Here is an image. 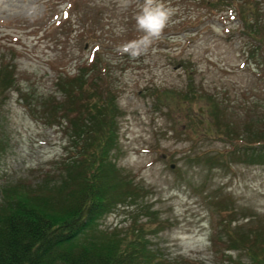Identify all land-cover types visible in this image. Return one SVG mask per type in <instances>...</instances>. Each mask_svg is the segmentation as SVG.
Returning a JSON list of instances; mask_svg holds the SVG:
<instances>
[{
	"label": "rangeland",
	"instance_id": "1",
	"mask_svg": "<svg viewBox=\"0 0 264 264\" xmlns=\"http://www.w3.org/2000/svg\"><path fill=\"white\" fill-rule=\"evenodd\" d=\"M61 1L0 0V59L14 65L21 87L0 96V198L4 186L33 185L44 173L57 172L58 161L68 153L67 139L62 125L50 123L43 113L40 95L57 92V74L72 73L83 61L88 35L98 28L123 40L124 12L135 19L143 6V0H85L103 10L94 16L97 25L87 26L88 15L80 12L79 21L59 25ZM163 2L175 9L169 21L174 31L154 40L156 46L163 43L158 50L149 47L133 60L120 47L105 51L128 58L111 74L120 109L118 147L112 154L119 174L132 178L139 195L114 204L99 218L98 228L131 239L138 231L132 227H141L157 264H251L245 252L224 249L225 229L229 220L235 231L264 225V163L211 165L215 160L209 156L225 144L189 139L178 123L185 113L159 105L152 89L182 90L188 77L178 62L191 59L196 83L226 105L231 120L242 122L249 115L264 116V63L248 55L238 19L221 16L228 11L212 13L196 0ZM197 24L199 30L191 31ZM220 234L225 240L217 239Z\"/></svg>",
	"mask_w": 264,
	"mask_h": 264
},
{
	"label": "trees",
	"instance_id": "2",
	"mask_svg": "<svg viewBox=\"0 0 264 264\" xmlns=\"http://www.w3.org/2000/svg\"><path fill=\"white\" fill-rule=\"evenodd\" d=\"M196 1L207 5L212 13L228 11L221 16L231 14L237 18L239 33L249 43L248 55L264 63L261 0ZM61 2L65 7L59 25L79 21L78 12L88 15L87 26L97 25L100 20L94 16L103 14L97 3ZM122 19L126 20L120 25L123 40L98 33L97 28L85 38L90 46L83 61L75 65L72 73L60 71L55 79L57 92L38 99L50 123L62 125L68 153L58 161L54 175L44 173L36 184L17 182L1 189L0 264H157L155 251L148 247L141 227H132L138 231L131 239L118 231L98 228L99 218L114 204L139 195L132 178L119 174L112 154L118 147L120 109L111 74L123 68L128 58L111 57L105 51L121 48L143 35L128 10ZM130 30L134 31L131 36ZM171 30L173 25L168 24L161 36H170ZM198 30L199 24L191 31ZM162 44L156 46L154 41L150 50H158ZM4 58L0 59V96L12 88L21 91L14 65ZM179 60L187 82L182 90L152 89L159 105L171 113H185L187 118L178 123L189 139L205 138L225 144L223 150H213L209 158L215 161H210L211 165L234 160L264 163V116L249 115L250 119L242 122L231 120L226 115V105L196 83L195 63L191 59ZM220 208L221 204H216V209ZM229 221L224 249L245 252L251 264H264V225L235 231ZM216 236L225 240L221 234Z\"/></svg>",
	"mask_w": 264,
	"mask_h": 264
},
{
	"label": "clouds",
	"instance_id": "3",
	"mask_svg": "<svg viewBox=\"0 0 264 264\" xmlns=\"http://www.w3.org/2000/svg\"><path fill=\"white\" fill-rule=\"evenodd\" d=\"M174 12L175 9L166 5L163 0H143V6L135 17L137 29L143 35L128 41L118 51L127 53L132 58L146 52L168 26Z\"/></svg>",
	"mask_w": 264,
	"mask_h": 264
},
{
	"label": "water",
	"instance_id": "4",
	"mask_svg": "<svg viewBox=\"0 0 264 264\" xmlns=\"http://www.w3.org/2000/svg\"><path fill=\"white\" fill-rule=\"evenodd\" d=\"M173 165V164H172Z\"/></svg>",
	"mask_w": 264,
	"mask_h": 264
}]
</instances>
